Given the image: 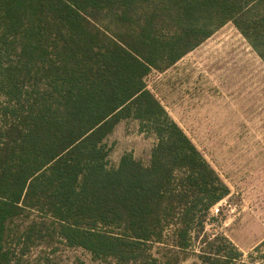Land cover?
<instances>
[{
    "label": "trees",
    "instance_id": "obj_1",
    "mask_svg": "<svg viewBox=\"0 0 264 264\" xmlns=\"http://www.w3.org/2000/svg\"><path fill=\"white\" fill-rule=\"evenodd\" d=\"M232 23L264 63V0H0V264L56 243L101 264H264L205 233L229 188L148 90ZM135 120L147 165L107 138Z\"/></svg>",
    "mask_w": 264,
    "mask_h": 264
},
{
    "label": "rangeland",
    "instance_id": "obj_2",
    "mask_svg": "<svg viewBox=\"0 0 264 264\" xmlns=\"http://www.w3.org/2000/svg\"><path fill=\"white\" fill-rule=\"evenodd\" d=\"M148 90L229 188L210 212L205 233L225 235L246 259L264 240V63L227 23L173 66L151 70ZM110 166L124 153L147 165L156 143L125 120L107 138ZM217 208V211H216ZM188 252L181 264L196 262ZM26 264H101L86 252L56 243L40 245Z\"/></svg>",
    "mask_w": 264,
    "mask_h": 264
},
{
    "label": "built area",
    "instance_id": "obj_3",
    "mask_svg": "<svg viewBox=\"0 0 264 264\" xmlns=\"http://www.w3.org/2000/svg\"><path fill=\"white\" fill-rule=\"evenodd\" d=\"M216 211H217V208H216Z\"/></svg>",
    "mask_w": 264,
    "mask_h": 264
}]
</instances>
